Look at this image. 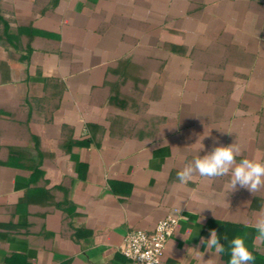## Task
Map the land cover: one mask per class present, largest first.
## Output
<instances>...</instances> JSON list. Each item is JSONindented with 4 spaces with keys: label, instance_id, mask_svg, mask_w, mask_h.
<instances>
[{
    "label": "crops",
    "instance_id": "1",
    "mask_svg": "<svg viewBox=\"0 0 264 264\" xmlns=\"http://www.w3.org/2000/svg\"><path fill=\"white\" fill-rule=\"evenodd\" d=\"M232 144L264 162V0H0V264H129L168 217L166 264H264V187L177 179Z\"/></svg>",
    "mask_w": 264,
    "mask_h": 264
},
{
    "label": "clouds",
    "instance_id": "2",
    "mask_svg": "<svg viewBox=\"0 0 264 264\" xmlns=\"http://www.w3.org/2000/svg\"><path fill=\"white\" fill-rule=\"evenodd\" d=\"M203 138L200 137L191 146L194 147L199 144L195 153L203 150L204 145L201 142ZM240 155L241 150L236 144L215 147L202 158L199 155H194L192 161L186 163L182 170L177 173V179L181 185H187L197 174L199 177L209 180L230 175V192L237 190V185H239L240 188L256 193L264 187V162L249 158H242L238 162L237 156ZM250 226L255 229L254 243L264 245V207ZM223 240L227 242V248L225 243H221V237L216 230L210 231V238L206 241L201 238V242L206 245L208 252L214 249L215 253L220 255L227 251L229 254L227 264H254L256 257L245 243L243 236L237 235L229 240L225 235ZM193 251L201 253L197 250ZM203 255L204 253L198 256L200 264H204Z\"/></svg>",
    "mask_w": 264,
    "mask_h": 264
},
{
    "label": "built area",
    "instance_id": "3",
    "mask_svg": "<svg viewBox=\"0 0 264 264\" xmlns=\"http://www.w3.org/2000/svg\"><path fill=\"white\" fill-rule=\"evenodd\" d=\"M178 222L177 218L168 217L161 220L153 232L129 231L120 248L121 253L129 264H166L167 242L174 235Z\"/></svg>",
    "mask_w": 264,
    "mask_h": 264
},
{
    "label": "trees",
    "instance_id": "4",
    "mask_svg": "<svg viewBox=\"0 0 264 264\" xmlns=\"http://www.w3.org/2000/svg\"><path fill=\"white\" fill-rule=\"evenodd\" d=\"M8 41H9V40H8ZM9 43H10L11 45H13L11 41H10ZM114 101H117V100H115V98H111V103H114ZM77 144H79V143H75V145H77Z\"/></svg>",
    "mask_w": 264,
    "mask_h": 264
}]
</instances>
